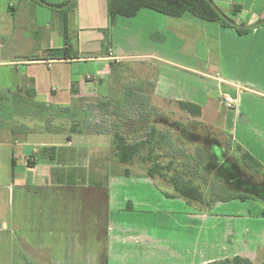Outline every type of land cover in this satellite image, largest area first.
Segmentation results:
<instances>
[{
  "label": "crops",
  "instance_id": "1",
  "mask_svg": "<svg viewBox=\"0 0 264 264\" xmlns=\"http://www.w3.org/2000/svg\"><path fill=\"white\" fill-rule=\"evenodd\" d=\"M41 1L0 0V148L11 142L13 160L16 154L21 159V173L13 172L21 196L11 224L21 233L22 251L39 264H207L234 256L264 261V211L250 216L247 203L238 200L197 208L165 196L146 170L109 175V165L115 163L109 153L101 158V152L110 148L111 139L108 148L92 142L80 146L89 155L81 166L80 157L65 158L67 151L74 153L64 149L72 141L65 146L43 142L38 145L41 155L30 154V137L60 130L36 131L27 119L13 122L19 105L27 110L37 101L49 102L42 103L45 110L58 114L72 111L76 102L91 101L100 108L127 101L121 112L131 116L140 113V101L148 103L144 109L150 113L163 112L157 106L163 102H188L201 108L196 121L204 128L232 138L264 167V0H212L236 26L252 28L244 34L150 9L118 16L110 24L107 0H76L65 24L58 7L69 0ZM62 49L65 58L47 57ZM130 60L154 65L137 75L123 72L130 78L111 76ZM39 65L47 66V81L33 70ZM55 65L69 70L55 71ZM223 88L237 90L238 106L232 112L223 111ZM111 108L109 112L116 110ZM93 161L106 171L97 170L103 179L91 185L85 181ZM75 195L83 199L79 214L71 217L68 206L75 207ZM34 204L40 207L32 209ZM222 205L234 206L243 219L218 214ZM239 220L251 227L237 229Z\"/></svg>",
  "mask_w": 264,
  "mask_h": 264
},
{
  "label": "trees",
  "instance_id": "2",
  "mask_svg": "<svg viewBox=\"0 0 264 264\" xmlns=\"http://www.w3.org/2000/svg\"><path fill=\"white\" fill-rule=\"evenodd\" d=\"M37 2L43 4L41 0ZM75 2L69 0L58 7L63 10L65 24L67 12ZM141 9H150L167 17L189 16L203 22H216L242 34L252 29L236 26L212 0H107L110 24L118 16L133 17ZM66 52V49L54 50L47 57L63 59ZM129 103L103 104L100 107L104 111L102 124L93 130L111 136L109 155L115 165H146L149 178L167 184L173 190L172 193L165 192V196L181 198L197 208L235 200L264 203V167L250 153L233 144L232 138L222 141L196 121L201 116L199 106L188 102L175 103L192 119L184 123L171 121L163 112L146 111L144 105L148 103L144 101L137 104L142 108L138 115L121 112V108ZM112 106L116 110L109 112ZM72 129L74 133L75 128ZM130 173L126 168L125 174ZM194 178L203 184H196ZM207 264H264V261L253 262L246 257L234 256Z\"/></svg>",
  "mask_w": 264,
  "mask_h": 264
},
{
  "label": "rangeland",
  "instance_id": "3",
  "mask_svg": "<svg viewBox=\"0 0 264 264\" xmlns=\"http://www.w3.org/2000/svg\"><path fill=\"white\" fill-rule=\"evenodd\" d=\"M142 62V61H141ZM139 62V61H126L121 65L119 68V72H111V76H114L116 78L122 77L124 75V78H130L129 74H124L127 73L126 71H134L136 72H147L145 68H150V66H153L154 63L150 62ZM91 66V65H90ZM55 71H68L69 68L66 67L65 65H55L53 67ZM33 70L36 71L41 78L44 77V80L47 81V77L49 76V71L47 70L46 65H39V66H34ZM87 74L89 75H94V72L92 69L86 70ZM124 72V73H123ZM79 76H77L78 78ZM79 79H83V77H79ZM132 81V80H131ZM138 81V80H137ZM237 85H242L237 82H232ZM91 84V83H89ZM223 92L220 93V98L222 99V106L225 108L223 111H229L232 112L236 108L233 109H227L225 107L223 97L224 96H230L232 98H238V93L235 88H230V89H222ZM241 94H247L244 91H241ZM64 97L69 99V94H62ZM216 100H218L215 96H213ZM44 101V100H42ZM45 106L49 105V102H39L37 101L34 104L31 102V106L29 105V109L23 110V106L19 105L18 107V116H13V122L14 124L17 122H24L26 119L29 121V126L31 128L44 131L46 128L52 130H60V132H57L56 134L50 135V134H45L43 132L38 133L32 137L29 138L28 142H30V146L28 147L30 150V154H40V147L38 148V145L43 142H55V143H61L62 146H65L67 142L72 141V145L67 146L64 148L65 150H73V154L69 151L65 153V158L66 160L70 161L72 158L80 157L79 161V166H81L82 162L85 163V156L87 155L88 150L85 152V156L83 155L82 149H80V146L83 145H88L89 142H92L93 144H98L100 147H106L108 148V145L110 143L111 136L108 134H100L98 135L97 138H95L96 135H94L93 130L98 128L100 125H96L95 122H98V124H102V113L104 112L102 109L98 108L96 106V103H92L91 101H82V102H76L77 107H74L72 111H67L65 113H60L54 111V110H45L43 107V104ZM110 103H115V102H110ZM163 112L166 111H173V115H170L169 117L172 120H178L181 122H187V116L186 114L181 113L180 111L177 110L176 106L174 104H168L166 102L160 103L157 105ZM238 106V103L236 104ZM99 109V110H98ZM112 110V108H111ZM25 114L27 112H31L33 115L29 116V118H24L21 116V113ZM33 116V117H32ZM16 118V119H15ZM12 119V116H11ZM94 123V124H93ZM20 124V123H19ZM91 124V126H90ZM75 128V132H72V128ZM80 132V133H79ZM222 141L228 139L229 137L226 135L222 134H216ZM94 138V139H93ZM92 140V141H91ZM9 144L10 146L0 148V264H39L38 260H34L32 256H29L28 253H24L22 250V243H21V233L16 230L12 229V224L11 220L13 218L14 212L16 213V210L19 211V208L17 207V196L20 195V189H17V183L18 180L17 178H13V172L15 171L16 173H21V159L19 158V155H15L14 160L12 158V153H13V145L11 142H4ZM25 143V142H24ZM78 150V151H77ZM106 152L109 153V149L107 151H102L101 153V158L102 155H104ZM37 158V155L34 156ZM82 160V161H81ZM77 161V160H76ZM88 161V159H87ZM78 162V161H77ZM97 163L94 161L89 164L87 172L88 174H91L88 180H86V183H89L93 185L95 181L102 180L103 177H99L97 174V170L100 173H104L106 170L101 169L102 164H98L97 168ZM114 167V168H113ZM130 168L131 172H140L142 170H146L147 166L142 165L139 163H136L135 165L132 166H124V165H109V169L106 173L109 175L111 173H121L123 172L124 169ZM69 169V168H68ZM114 171V172H112ZM114 173V174H115ZM93 174V175H92ZM112 174V175H114ZM116 175V174H115ZM101 176V175H100ZM69 181H71V178H68ZM193 181H195L196 184H203L200 179L194 178ZM104 182V181H103ZM102 182V183H103ZM158 189L162 191V193L165 192H172L173 190L171 189L170 186L167 184L154 181ZM211 182V181H210ZM70 183V182H67ZM216 184V183H215ZM34 190H31L30 192H33ZM35 191L38 193L39 190ZM36 193V195H37ZM40 193V192H39ZM21 196V195H20ZM14 197V199H13ZM76 199L73 201V204L75 207H70L68 206V214H71V217H76L80 210L78 206L81 204V200L83 197H77L75 195ZM26 200V199H25ZM71 197L68 196V200L70 201ZM77 200V201H76ZM247 205L250 209V216H256L260 214L261 211H264V203L261 201H247ZM34 204L32 206V209L34 207H40L39 205ZM28 204L25 205V210H23L24 213H26V208ZM218 214L224 215L226 219L230 218H235V219H243V215H241L237 208L234 206H223L220 207L217 211ZM238 227L237 229H242V228H250L251 223L248 221H238ZM261 227L263 228L262 232L264 231V224H260ZM169 229V228H168ZM158 231V230H157ZM262 242H264V234L262 236Z\"/></svg>",
  "mask_w": 264,
  "mask_h": 264
},
{
  "label": "built area",
  "instance_id": "4",
  "mask_svg": "<svg viewBox=\"0 0 264 264\" xmlns=\"http://www.w3.org/2000/svg\"><path fill=\"white\" fill-rule=\"evenodd\" d=\"M223 101H224L225 107L227 109H233V108H235L238 100H237V98H232V97L226 95L223 97Z\"/></svg>",
  "mask_w": 264,
  "mask_h": 264
}]
</instances>
